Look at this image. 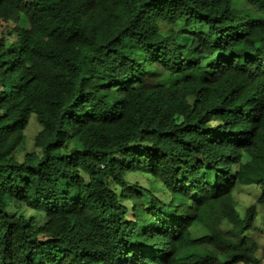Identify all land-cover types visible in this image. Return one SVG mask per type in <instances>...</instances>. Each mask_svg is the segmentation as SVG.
Segmentation results:
<instances>
[{"label": "trees", "instance_id": "obj_1", "mask_svg": "<svg viewBox=\"0 0 264 264\" xmlns=\"http://www.w3.org/2000/svg\"><path fill=\"white\" fill-rule=\"evenodd\" d=\"M258 205L264 0H0V264H261Z\"/></svg>", "mask_w": 264, "mask_h": 264}, {"label": "rangeland", "instance_id": "obj_2", "mask_svg": "<svg viewBox=\"0 0 264 264\" xmlns=\"http://www.w3.org/2000/svg\"><path fill=\"white\" fill-rule=\"evenodd\" d=\"M161 29L163 32H166L171 29H178V26H172L166 23H161ZM40 129V126L35 120V117L32 116L29 125L24 131V139L21 146L20 152L17 154L18 159L22 160L25 153H30L32 151H38L34 147V137L38 133ZM127 180L132 183H138L141 186L145 188H149L153 190V192L161 198H164L165 195L162 194L159 191V188L161 189V186L158 184H154L147 178L145 175L141 174H129L127 176ZM239 194H238V208L241 212H244V210L254 204L256 202V199L259 197L260 192L259 190L254 186H243L239 188ZM158 192V193H157ZM10 211L14 212L15 214L23 215L26 218L35 216L36 213L25 208L23 205L15 203L10 207ZM256 230H255V237L259 239L261 242H264V207L257 206V216H256ZM193 235L194 236H201L205 233V228L200 224H194L192 227ZM261 264H264V261H262Z\"/></svg>", "mask_w": 264, "mask_h": 264}]
</instances>
